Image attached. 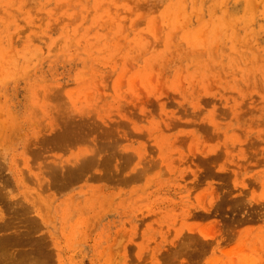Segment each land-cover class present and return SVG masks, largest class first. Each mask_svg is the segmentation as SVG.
<instances>
[{
    "label": "rangeland",
    "instance_id": "rangeland-1",
    "mask_svg": "<svg viewBox=\"0 0 264 264\" xmlns=\"http://www.w3.org/2000/svg\"><path fill=\"white\" fill-rule=\"evenodd\" d=\"M0 128V264H264V0H0Z\"/></svg>",
    "mask_w": 264,
    "mask_h": 264
},
{
    "label": "bare ground",
    "instance_id": "bare-ground-1",
    "mask_svg": "<svg viewBox=\"0 0 264 264\" xmlns=\"http://www.w3.org/2000/svg\"><path fill=\"white\" fill-rule=\"evenodd\" d=\"M66 125H67V124H66ZM66 125H65V126H66ZM65 126L63 125L64 128L67 127V126H66V127H65ZM2 128H4V127L2 126ZM2 128H0V129H2ZM60 128H61V127H60ZM64 128L62 129L63 131H61V130L59 131V134H60V132H62V133L64 134ZM66 129H67V128H66ZM66 129H65V130H66ZM67 130H68V131H69V130L71 131V128H68ZM67 130H66V131H67ZM2 131H3V130H2ZM70 131H69V132H70ZM69 132H68V133L66 132L67 135H66V133H65V135H66V136H69V135H70ZM0 133H1V132H0ZM62 133H61L59 136H58L57 134H53L52 136L55 135L56 138H57V137H61V136L63 135ZM2 134H4V133H2ZM63 136H64V135H63ZM66 136H65V137H66ZM53 138H54V137H53ZM92 155H94V158H96L95 156H96L97 154H96V155H95V154H92ZM92 155H91V156H92ZM98 155H99V154H98ZM113 156H114V154H113ZM86 157H87V156H86ZM107 157H110V156L107 155ZM111 157H112V155H111ZM94 158H93V159H94ZM93 159H92V160H93ZM97 160H98V159H97ZM54 161H55V160H54ZM54 161H53V163H54ZM57 161H58V160L55 161V162H56L55 165H54L55 167H53V169L56 170V171H57V167H58V164H59V163H57ZM73 161H74V160H73ZM75 161H76V160H75ZM80 161H82V164L79 163L80 166H78V168L80 169V172H78V171H74V170L72 169L73 172H76V173L78 172V173H79V174H77V175H81V174H80L81 172H83L84 170L86 171V170L89 168L88 163H87L88 159L86 160V158H85L84 160L82 159V160H80ZM85 161H86V162H85ZM90 161H91V160H90ZM90 161H88V162H90ZM58 162H59V161H58ZM83 162H84V165H83ZM86 163H87V166H86ZM26 164H27V161H26ZM90 164H91V165H90ZM28 165L30 166V164H28ZM28 165H27V166H28ZM38 165H39V164H38ZM75 165H76V164H75ZM89 165L92 166V165H93V162L89 163ZM29 166H28V167H29ZM31 166H32V165H31ZM31 166H30V168H31ZM39 166L41 167L42 171H43V169L46 167V165H45V167H43V166H41V165H39ZM39 166H38V168H39ZM62 166H63V165H62ZM70 166H71V165H70ZM93 166H94V165H93ZM96 166H98V165H96ZM28 167H27V168H28ZM49 167H50V166H49ZM59 167H60V166H59ZM59 167H58V168H59ZM63 167H64V166H63ZM75 167H76V166H75ZM84 167H88V168H84ZM51 168H52V167H51ZM51 168H50V169H51ZM64 168H65V167H64ZM64 168H63V169H64ZM78 168H74V169L77 170ZM45 169H46V168H45ZM53 169H51L50 171H52ZM59 169H60V168H59ZM26 170H27V169H26ZM28 170H30V169H28ZM31 170H33V169H31ZM54 170H53V172H54ZM60 170H61V169H60ZM65 170H66V171L68 170L67 167L65 168ZM65 170H63V172H64ZM82 170H83V171H82ZM66 171H65V172H66ZM68 171H70V170H68ZM28 172L30 173V171H28ZM34 172H35V171H34ZM38 172H39V171H38ZM44 172H46V171H44ZM44 172H43V176H41L42 178L44 177V174H46V173H44ZM53 172H52V174L55 173V172H54V173H53ZM65 172H64V176L67 175V177L65 176L66 178H69V177H71V176L74 174L72 177L78 179L77 175L75 176L76 173H72V171H70L69 175L71 174V176H69L68 173L66 172L67 174H65ZM32 173H33V171H32ZM40 173H41V172H40ZM40 173H39V174H40ZM84 173H85V172H84ZM30 174H31V173H30ZM35 174H37V173L35 172ZM39 174H37L36 177H39V176H38ZM50 174H51V172H50ZM52 174H51V175H52ZM31 175H33V174H31ZM40 175H42V174H40ZM60 175H61V174H60ZM68 176H69V177H68ZM36 177H34L35 180H36ZM41 177H40V178H41ZM65 177H64V178H65ZM44 178H45V177H44ZM44 178H43V179H44ZM73 178H69V179H73ZM38 179H39V178H38ZM43 179H42V180H43ZM37 181L40 182L41 179H40V180H37ZM39 182H38V183H39ZM40 183H41V182H40ZM40 183H39V184H40ZM41 184H42V183H41ZM1 191H2V190H1ZM2 193H3V191L0 192V196H1ZM1 216H2V213H1ZM0 218H1V217H0ZM2 219H3V218H2ZM2 219H1V220H2ZM1 220H0V221H1ZM1 224H4V223L1 222ZM0 229H1V226H0ZM2 235H3V237H5L4 234H2ZM1 237H2V236H1ZM0 239H1V238H0ZM190 239L192 240V238H189V240H190ZM191 240H190V242H189V241H188V242H189V243H191V242L193 243V241H191ZM195 242H196V241H195ZM1 254H2V253H1ZM28 255H29V254H28ZM28 255H27V253H26V255L23 256V258H24V257H25V258L27 257L26 259H28V257H29V260H30V261H27V263H28V264H29V263L32 264V261H31V260H32V257H30V256H28ZM11 257H12V256H11ZM13 257H14V256H13ZM0 259H1L0 261L4 260V259H2V258H0ZM11 259H12V258H11ZM17 259H18V258H17ZM21 259H22V258H21ZM14 260H15V259H13L12 262H13ZM34 260H35V259H34ZM15 261H17V260H15ZM21 262H23V261H20L19 263H21ZM13 263H14V262H13ZM17 263H18V262H17ZM15 264H16V263H15ZM23 264H26V263L23 262ZM34 264H35V261H34ZM38 264H39V263H38Z\"/></svg>",
    "mask_w": 264,
    "mask_h": 264
}]
</instances>
